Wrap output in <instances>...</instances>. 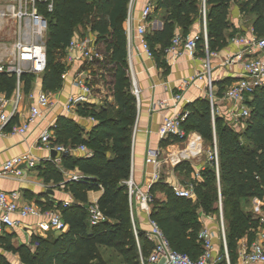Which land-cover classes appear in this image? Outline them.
Listing matches in <instances>:
<instances>
[{
	"label": "trees",
	"instance_id": "16d2710c",
	"mask_svg": "<svg viewBox=\"0 0 264 264\" xmlns=\"http://www.w3.org/2000/svg\"><path fill=\"white\" fill-rule=\"evenodd\" d=\"M130 2L54 0V12L46 15L49 21L45 38L48 67L42 75L44 88L51 92L61 88L66 67L60 60L81 26L97 36L96 44L105 55V61L98 64L102 72L101 81L106 86L109 84L108 91L114 101L100 109L92 106L79 108L80 116L97 121L87 136H84L77 120L70 117L58 120L56 143L67 149L86 146L93 156L85 158L76 153L63 154L60 168L54 166L56 169L47 172L49 179L58 184L64 182L63 172L79 171L84 179L64 184L74 204L64 207L60 203L54 208L42 202L38 204L43 211L52 209L61 215L68 226L65 233L51 235L47 239L34 237L29 246L15 247L6 242L5 250L18 255L22 264H106L100 254L101 248L113 249L125 264H141L140 254L147 258L153 250V243L148 241L141 229H138L137 241L126 184L132 174L133 139L139 112L137 98L132 91L126 36ZM234 4L241 7L242 13L254 14L253 31L259 38L264 37V0H155V11L165 9L168 17L164 30L160 33L148 32L146 39L165 74L170 69L165 50L178 31L187 36L195 23L203 20L204 5L207 9L208 52H220L229 45L228 40L237 33L234 29L229 38L226 36L233 28L229 11ZM249 4L252 8L247 9ZM157 46L160 48L157 49ZM198 55L207 56L203 38L198 43ZM34 78L35 75L31 74L21 76L26 92ZM16 85V75L0 74V92L7 97L13 95ZM227 86L226 82L219 84L220 96ZM210 104L205 97L186 105L189 116L183 128L187 134H199L209 147L216 141L219 170L212 163L205 166L200 178L193 183V199L176 196L173 187L158 180L150 190L154 196L150 218L157 222L176 251L197 260L204 251L199 240V233L204 228L201 217L215 218L222 203L227 250L233 264L241 240L246 239L251 245L259 226L256 217L243 210V201L264 198V85L245 103L250 116L243 121L242 134L235 132L223 118L216 117L213 121ZM177 142L180 141L168 138L161 146ZM98 191H103L98 206L107 221L91 226L88 194ZM158 193L165 198L156 197ZM223 249L220 262L227 264ZM0 264L11 262L0 254Z\"/></svg>",
	"mask_w": 264,
	"mask_h": 264
},
{
	"label": "built area",
	"instance_id": "2783aa9c",
	"mask_svg": "<svg viewBox=\"0 0 264 264\" xmlns=\"http://www.w3.org/2000/svg\"><path fill=\"white\" fill-rule=\"evenodd\" d=\"M134 0H131L128 17L126 21V36L128 56L131 57L132 49V6ZM44 9V10H42ZM54 0H0V32L8 37L17 38L14 48L11 52L14 62L13 65H5L0 62V74H14L21 78L24 74H31L37 77L46 73L48 67V57L45 46V38L49 30V21L46 15L54 12ZM155 11V4L148 3L143 11L140 24L137 27V37L141 43L144 55L149 59H154L153 51L146 39L147 27L150 19ZM203 32L196 35L183 36L177 33L172 39L171 45L165 50L166 59L180 60L183 57L195 59L198 57V43L203 38L205 48L208 52L207 45V9L203 6ZM8 28V29H6ZM5 29L7 31H5ZM6 32V33H5ZM233 42L243 50L264 53V37L259 38L254 31L250 36H239L233 39ZM252 53V54H253ZM105 61V55L99 50L96 41L93 38H74L65 51L66 72L62 78H67L71 69L79 65L80 69L76 71L73 78V87L79 91L77 95H72L66 103L62 105L65 116L77 119L80 107L93 106L96 99L94 89V69L98 68L99 63ZM242 63L243 74L240 79L234 82L231 87L224 93V100L231 102L234 105L232 110L233 123L235 125H243V121L250 116V110L245 106L249 97H251L258 89L264 85V57L248 59L244 61V54H239L234 58L226 61V66ZM15 65L17 67H15ZM78 66V67H79ZM133 74V73H132ZM133 94L139 98L140 91L135 78L132 76ZM204 81L206 87L211 89L209 93L210 102L214 103L212 95V75L209 61L204 63V71L196 77H190L183 80L179 87L178 93L171 101H162L154 103L152 109L154 112H161L172 107L173 102L175 112L174 115L166 116L159 129V135L163 139L175 138L180 142H189V150L198 152L200 145L191 136L186 133L183 124L189 116V112L185 109L179 110L181 103L184 102V94L194 87L196 83ZM31 106L28 109V115L24 120L15 124V118L18 111L19 98L15 102L5 98H0V137L7 135V130H10L11 135L25 136L30 132L31 126L44 117V113L55 106L56 102L53 95L46 91H39L35 95H30ZM16 105V107H15ZM9 107L11 108L9 110ZM212 118L215 120L218 111L212 110ZM90 122L96 124L97 121L90 117ZM57 124H53L46 128L40 138L39 144L43 149L49 152L55 151L58 157L52 160L57 166H61V155L66 153H81L85 158H91L93 152L86 146H80L76 149H67L63 145L56 143L55 129ZM196 143V145H194ZM147 162L155 167L153 173V181H158L161 172V162L155 151H149ZM209 162L214 165L216 170H219L220 158L217 146L210 153ZM38 165V159L31 153H27L15 157L7 161L0 168V179H20L24 175L25 169H33ZM84 176H74L71 181H80ZM129 191V202L131 210V221L138 239V229L135 221V212L139 206L142 211H145L150 216L154 196L150 190L147 192L139 188L132 179L127 183ZM176 196L186 199L195 198L194 185L186 187L173 186ZM258 200V199H257ZM70 206L65 203L64 207ZM258 213L256 219L259 226L256 232V237L251 245L242 247L238 253L241 264H264V198L258 200L255 206ZM220 214L222 219V239L225 251L224 260L227 264H231L229 253L227 250L226 228L223 219L222 203H220ZM48 216V222L42 223L43 229L54 233H64L68 226L65 224L61 215L56 212L46 213L40 207L34 204L27 203L22 200L18 191L4 192L0 191V236L5 235L8 230L16 228L20 221L15 219L37 218ZM106 217L99 209L98 205L90 208V225L98 226L106 222ZM145 236L153 243L154 247L149 255L145 258L140 254L141 264H211L214 260L215 234L207 228H203L199 233V240L203 243V254L197 259L192 260L189 256L176 251L156 221L149 219V229L145 231ZM218 261H222L219 258Z\"/></svg>",
	"mask_w": 264,
	"mask_h": 264
},
{
	"label": "crops",
	"instance_id": "0c3cea01",
	"mask_svg": "<svg viewBox=\"0 0 264 264\" xmlns=\"http://www.w3.org/2000/svg\"><path fill=\"white\" fill-rule=\"evenodd\" d=\"M150 2L155 4V0H134L131 13L133 40L131 57L130 55L128 56L131 79L132 76L135 78L140 91V96L137 98L139 112L133 139L132 174L130 179H132L134 183L145 192L151 190V188L157 182L153 181L155 167L147 162L149 151H155L158 155V159L161 162L159 180H162L165 184L171 187L175 185L181 187H186L191 184L193 185L194 181L197 178H200V172L205 168L204 165L206 164H204V161H202L203 155H201V150L200 154L196 155L193 151H190L189 148L188 150H186V148L182 149L183 147L181 148V146H183V142L170 144L166 147L161 146V143L166 141V139L160 137L158 132L163 119L166 116L174 115L176 112L173 108V102L171 103L172 107L161 112H154L152 109L153 104L162 101H171L178 93V87L180 83L190 77H196L201 72H203L205 61H209L213 81L212 95L214 100H216L214 101L215 110L218 111V117L226 120V123L234 124V119L232 117L234 105L231 102L224 100V93L223 97H220L219 84L226 82V84H228V89L232 84H234L235 81L242 77V63L226 66V61L239 54H243V49L237 46L233 42V39L239 36H250L251 31H253V22L255 20L254 19L253 22H251V19H249V16L251 15L242 13L237 5H232L229 11V21L233 28H231L226 33V36L229 38V35L234 29L237 31V33L233 38L228 40L229 45L220 52L211 54L207 53L205 58L199 57V55L195 59L185 56L182 59L175 61L168 60L169 58H167L166 62L170 69L169 72L165 74L164 69L158 66L157 60L155 58L149 59L144 55L141 43L137 37V27L140 24L142 11L144 7ZM167 17L168 11L165 9L154 11L147 27V33L162 32L164 30ZM6 29L5 31H7ZM83 32L87 34L86 37L93 38L95 41L97 40V36L95 34H93L89 29H84L81 26L78 28L76 38H79V34H82ZM201 32H203V24L198 21L192 27L189 35H196ZM3 33L0 32V36H7L3 35ZM178 33L181 32L178 31ZM159 48L160 46H157V49ZM3 53H5V50L0 49V55ZM247 54L248 53H244V59L246 58ZM262 57H264V53H257L252 56V59ZM78 66L79 65H76L73 67V69H71V73L67 78H62L61 88L57 92H51L44 88L43 76H35L28 92L25 91V86L21 84V79H18V77L15 92L11 97H7L5 93L0 92V98H5L9 101H13L15 99L16 102L19 98L18 113L15 118V124L22 122L24 118L27 117L28 109L32 104L30 100L31 94L35 95L39 91H46L53 95V98L56 102L54 107L44 113V117L42 119L31 126L30 132L25 136H14L11 135L10 130H7V135L0 137V168L7 161L27 153H31L38 159V165L33 169H25L24 175L20 179H0V191H18L23 201L37 205L38 207V204H40L39 202H42L45 205H52L53 208L60 203L63 205L65 203H69L70 205L75 203L72 195L64 189V184L66 182H70L72 177H79L82 174L79 171L63 172L64 182L60 184L56 183L52 179H49L47 172L55 167L60 168L52 161L58 157V154L54 158L52 156L53 151L49 152L48 150L43 149L39 144V138L46 128L53 124H57L61 117H67L63 113L62 105L66 103L70 96L77 95L79 93V91L72 85L74 75L76 71L80 69V66ZM95 71L98 73L97 75L99 77H102V72L100 70H97L96 68L94 69V72ZM93 85L95 89L94 94L97 100L93 101L94 105L92 107L100 109L107 102L112 104L114 100L110 92L108 91V93L106 92L105 94H102L104 92L102 89L105 88L106 84L102 81L97 82V79H95ZM206 89L208 88L206 87V83L204 81L196 83L194 87L189 89L184 94V102L181 103L179 110L185 109L186 105L200 98H205L207 96ZM209 93H211L210 87L208 94ZM10 109L11 108L9 107V110ZM89 118L90 117L86 118L79 115L78 118L75 119L78 121V124H80L84 136H87L89 132L97 125V123L92 124ZM232 128L237 129L238 127L234 124ZM189 135L191 136V139H194L197 141V143H199L200 146L203 147L205 142L199 134L191 133ZM183 144H188V142H184ZM194 145H196V143H194ZM76 154L82 156L81 153ZM102 194L103 191L89 192V215L90 208L92 206L98 205V201ZM156 197L160 199L165 198L164 195L159 193L156 194ZM251 202L254 206L255 217H258V211L255 207L258 204V200L251 199ZM45 212L54 213L56 211L50 209L46 210ZM136 213L138 216H134L136 223L139 225V229L147 231L149 229L150 216L147 212L142 211L140 206ZM15 219L19 220L20 224L16 228L8 230L5 235L0 236V254L4 255L9 262L13 260L11 264L22 263L18 255H14L11 252L5 250L6 242L11 243V245L15 247H21L25 245L29 246L31 245L32 239L34 237L47 239L51 235H60V233H54L52 231H46L43 229L42 223L48 222V216H43L40 219H20L19 217H15ZM201 220L203 222V226L215 234V246L213 252L214 260L211 264H221V262L218 261V256H221L222 249L219 251L216 245L218 240L215 229L216 220L213 217L205 216H202ZM246 245H248L247 240H241L239 243L238 252ZM233 264H241L239 256H237Z\"/></svg>",
	"mask_w": 264,
	"mask_h": 264
},
{
	"label": "rangeland",
	"instance_id": "374dc122",
	"mask_svg": "<svg viewBox=\"0 0 264 264\" xmlns=\"http://www.w3.org/2000/svg\"><path fill=\"white\" fill-rule=\"evenodd\" d=\"M235 5H237V4H235ZM237 6H238L239 9H241V7H239V5H237ZM241 6H242V4H241ZM250 8H252V4H249L247 9H250ZM249 19H251L250 21L253 22V20L255 19L254 14H252L251 16H249ZM200 22L203 24V20L200 21ZM86 36H87V34L85 32H83L82 34H79V38H85ZM16 42H17V38H14L12 36H10V37H8V36H0V49L1 50H5V53H3V54L0 55V62L2 61V63L5 64V65H13L12 63L14 62V60H13V56L11 55V52H12V50L14 48V44ZM243 51H244L243 54L244 53H248L247 56H246V58H245L246 60L252 59V56L255 55L253 52H252L253 54L252 53L250 54V50H243ZM64 58H65V54H64V57H62L61 60H60V63L61 64L63 63ZM245 59H244V61H245ZM15 67H17V66L15 65ZM95 72H94V75L96 74L95 75V79H97V82L101 81V77H99L97 75L98 73L97 72L95 73ZM108 81H110V78L109 77H108ZM108 89H109V84H107V86H105V88L102 89L104 91L102 94H105L106 92L108 93ZM206 90H207L206 91V95H207L206 97L210 101L209 94H208L209 89H206ZM220 97H223V95H221ZM214 101H216V100H214ZM109 104L110 103L107 102L105 105H103V107H106V105H109ZM210 106H211V111L213 109L215 110V102L213 103V106H212V103L210 104ZM216 117H218V114H217ZM228 125H230V127L232 128L234 124L228 123ZM236 126L238 128L237 129L236 128L234 129L235 132H238L239 134H242L244 132V126L243 125H236ZM183 143H182L183 146H181V148L183 147L182 149H185L186 148V150H188V148H189V142H188V144H183ZM174 144H177V143H174ZM216 146H217V144H216V141L215 140H214V143H213V145L211 147H209V145H207V144L206 145L203 144V147L204 148L202 146H200L201 155H203L202 156V161H204L203 162L204 164L206 163L204 166H206L208 163H210L209 162L210 153L215 150V147ZM200 150L198 152H194V153L196 155H199L200 154ZM219 207H220V204H219ZM242 207H243V210L245 212L251 213L253 215V217L255 216V214H254L255 213L254 212V206H253L251 200L250 201H247V200L243 201ZM222 209H223V205H222ZM134 215L136 217L138 216V214L136 212H135ZM214 219L216 220V222H215L216 223L215 229H216V234H217V239H218L216 245H217V247H218V249L220 251V249H223L224 248L223 247V239H222V231H221V228H222V219H221L220 210H219V214ZM223 219H224V215H223ZM223 221H224V225H225V220H223ZM136 226L139 229L138 223H136ZM100 254H101L102 258H103L104 263H106V264H125L123 262L122 258L119 256V254L117 252H115L113 249L101 248ZM218 257H220V256H218ZM12 261L13 260H11V262Z\"/></svg>",
	"mask_w": 264,
	"mask_h": 264
},
{
	"label": "water",
	"instance_id": "95a60500",
	"mask_svg": "<svg viewBox=\"0 0 264 264\" xmlns=\"http://www.w3.org/2000/svg\"><path fill=\"white\" fill-rule=\"evenodd\" d=\"M52 156L55 158L57 156V152L53 151Z\"/></svg>",
	"mask_w": 264,
	"mask_h": 264
}]
</instances>
